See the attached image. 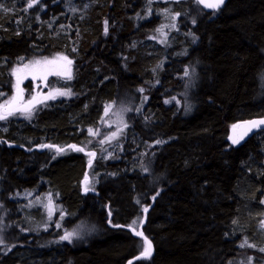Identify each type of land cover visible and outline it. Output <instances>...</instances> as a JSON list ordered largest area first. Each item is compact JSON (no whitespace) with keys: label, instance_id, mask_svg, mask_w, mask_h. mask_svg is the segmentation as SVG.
Wrapping results in <instances>:
<instances>
[{"label":"trees","instance_id":"obj_1","mask_svg":"<svg viewBox=\"0 0 264 264\" xmlns=\"http://www.w3.org/2000/svg\"><path fill=\"white\" fill-rule=\"evenodd\" d=\"M56 55L71 61L69 97L0 129V203L12 213L0 264H234L245 242L264 246V130L232 140L264 119V0L213 13L193 0H0V103L20 60ZM110 101L132 108L125 152L98 161L84 145L101 142V126V137L87 130ZM34 191L62 210L46 229L12 199ZM78 224L92 233L57 242Z\"/></svg>","mask_w":264,"mask_h":264},{"label":"rangeland","instance_id":"obj_2","mask_svg":"<svg viewBox=\"0 0 264 264\" xmlns=\"http://www.w3.org/2000/svg\"><path fill=\"white\" fill-rule=\"evenodd\" d=\"M160 2H180L183 0H154ZM195 1V0H193ZM164 22L160 25L159 32L156 36L158 42L165 40L168 32L177 31L176 18L169 21V18H165ZM155 38V37H154ZM63 55H56L49 58L28 59L20 60L17 65L12 69V95L7 101L0 103V115L5 118L0 119V129L5 130V125L11 121H19L22 119H29L32 117L33 111L38 106L44 105L50 101H56L60 99L68 98L70 95L69 89L66 88V82L71 77V64L68 63L69 59H63ZM35 61H41L40 64L34 63ZM44 61H50L51 63H44ZM58 73V74H57ZM193 75V74H192ZM190 73L188 80L193 76ZM57 79V80H54ZM30 82V92L27 96V90L24 88L26 82ZM188 83V82H187ZM132 108L125 106L123 101H110L104 104L100 114L97 116L100 125L94 130L88 131L87 134L93 136V138L101 137L100 131L103 128V135L101 142L88 143L84 145L85 150L96 151V157L98 161H105L109 159L115 151L118 149L120 154L125 151L122 148V140H126L125 132L127 130L126 115L128 110ZM2 111L6 112L2 113ZM101 126V127H100ZM100 127V128H99ZM233 143L235 137H233ZM103 145L102 143H106ZM89 146V147H88ZM141 147V146H137ZM148 150V147L145 148ZM146 151L140 152L139 155L143 156ZM94 154L90 153L86 157L88 159L93 157ZM93 163L90 165L92 166ZM84 181L83 190H94L96 185V176L92 175L89 178L83 177ZM1 191V190H0ZM14 201L19 202L17 211L19 209H25V211H37L36 217H32L33 221H29L30 227L34 230L46 229L52 222L54 215L58 217L62 216L61 208L55 203L54 198L50 194L33 192H22L16 194L13 198ZM264 204V203H263ZM264 207V206H263ZM12 213L5 212L3 206L0 203V239L1 230L10 224L7 215ZM16 214V213H15ZM13 214V217L14 215ZM14 225V224H13ZM35 226V227H34ZM138 223L132 224L133 228H136ZM261 228L264 232V209L261 217ZM91 226L78 224L63 231L57 242L72 244L77 241H81L82 238L92 233ZM90 228V229H89ZM67 233H73L71 242L69 240L61 239ZM234 264H264V246H255L251 242H245L242 246V252L240 259L236 260Z\"/></svg>","mask_w":264,"mask_h":264},{"label":"water","instance_id":"obj_3","mask_svg":"<svg viewBox=\"0 0 264 264\" xmlns=\"http://www.w3.org/2000/svg\"><path fill=\"white\" fill-rule=\"evenodd\" d=\"M195 1L198 4V6L200 7V9L205 13L218 12L225 6V4L227 2V0H223L222 3H219V0H203V2H201V0H195ZM206 5H212V6H206ZM2 113L6 114V112H4V111H2ZM262 120H264V119H248V120H245V121L239 123L236 126V128L234 129V132H232V138H233V134H234L235 141L237 144H239L242 141H244L247 137L253 135L254 133H257L261 130H264V124L252 123V122H259ZM57 150H58V148H57ZM141 234L142 233L139 230V236L140 237H142ZM144 242H145V248H148L149 251H148V253H145V251H144L140 255V257H149L152 254L151 244L147 240H144ZM149 245H150V248H149Z\"/></svg>","mask_w":264,"mask_h":264},{"label":"snow or ice","instance_id":"obj_4","mask_svg":"<svg viewBox=\"0 0 264 264\" xmlns=\"http://www.w3.org/2000/svg\"><path fill=\"white\" fill-rule=\"evenodd\" d=\"M201 2H203V0H201ZM223 0H219V3H222ZM31 6V4L29 5ZM206 6H212V5H206ZM63 59H67V57H63ZM34 63L36 64H40L41 61H35ZM44 63H51L50 61H44ZM69 64H71V61L69 60L68 61ZM58 74V73H57ZM5 117L3 115H0V119H4ZM252 123H260V124H264V120L262 121H259V122H252ZM91 132V129L89 130ZM235 142V141H234ZM72 147H75V146H72ZM82 150V149H80ZM145 211H147V209H144ZM73 233H67L65 236H63L61 239H64V240H69V242H71V237H72ZM142 235V234H141ZM147 243V242H146ZM149 248H150V245H149ZM145 253H148L149 249L148 248H145Z\"/></svg>","mask_w":264,"mask_h":264},{"label":"bare ground","instance_id":"obj_5","mask_svg":"<svg viewBox=\"0 0 264 264\" xmlns=\"http://www.w3.org/2000/svg\"><path fill=\"white\" fill-rule=\"evenodd\" d=\"M97 215H98V214H97ZM95 217H96V216H95ZM90 221H91V220H90ZM90 223H91V222H89V224H90ZM89 224H88V225H89ZM91 226H92V225H91ZM95 226H96V225H95ZM93 227H94V225H93ZM90 228H91V227H90ZM90 228H89V229H90ZM96 228H97V227H96ZM96 228H95V229H96ZM91 230H92V228H91ZM92 231H93V230H92Z\"/></svg>","mask_w":264,"mask_h":264}]
</instances>
